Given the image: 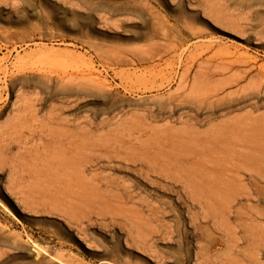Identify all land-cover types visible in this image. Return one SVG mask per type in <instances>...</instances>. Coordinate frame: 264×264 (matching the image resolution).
Wrapping results in <instances>:
<instances>
[{"label":"rangeland","instance_id":"1","mask_svg":"<svg viewBox=\"0 0 264 264\" xmlns=\"http://www.w3.org/2000/svg\"><path fill=\"white\" fill-rule=\"evenodd\" d=\"M0 264H264V0H0Z\"/></svg>","mask_w":264,"mask_h":264},{"label":"bare ground","instance_id":"2","mask_svg":"<svg viewBox=\"0 0 264 264\" xmlns=\"http://www.w3.org/2000/svg\"><path fill=\"white\" fill-rule=\"evenodd\" d=\"M233 243V242H232ZM233 251V250H232Z\"/></svg>","mask_w":264,"mask_h":264}]
</instances>
